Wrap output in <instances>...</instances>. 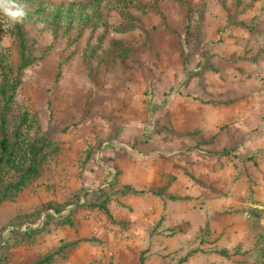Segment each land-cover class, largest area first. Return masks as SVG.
<instances>
[{"label": "rangeland", "instance_id": "obj_1", "mask_svg": "<svg viewBox=\"0 0 264 264\" xmlns=\"http://www.w3.org/2000/svg\"><path fill=\"white\" fill-rule=\"evenodd\" d=\"M25 27L40 61L18 104L66 146L69 178L0 206V264H253L258 230L237 212L264 204V0H103L80 34ZM2 48L17 68L4 32ZM118 171L148 194L113 199L115 219L83 207Z\"/></svg>", "mask_w": 264, "mask_h": 264}, {"label": "trees", "instance_id": "obj_2", "mask_svg": "<svg viewBox=\"0 0 264 264\" xmlns=\"http://www.w3.org/2000/svg\"><path fill=\"white\" fill-rule=\"evenodd\" d=\"M17 2L24 5L28 11L23 24L9 27L7 21L0 18V33L10 35L19 51V65L15 68L8 50L6 48L0 50V206L6 201L11 202L17 199V196L46 175L47 181L53 170V174L63 175L64 183L68 181L65 176L69 178L66 172L67 159L65 156H60L66 146L44 136H33V130L39 131V120L28 108L18 104V93L23 83L24 72L40 61V58L32 53L33 45L28 39L25 26L30 21H34L38 26L48 24L56 36L62 30L68 33L72 29H78L80 34L94 18H100L103 0H90L87 4L82 2L51 4L36 0H17ZM124 56L126 57L127 53ZM59 77L60 73H58ZM88 154L92 155L90 151ZM90 155L87 156L89 162L94 159V156L89 157ZM250 160H255V158ZM111 174L114 175V172ZM103 189L83 195L79 192L81 193L78 196L79 202L84 197L86 205L83 207L102 210L111 219L114 218L112 209L116 206L114 200L118 199L123 203L122 208L131 209L132 207L126 202L127 199L148 194L146 190L138 189L131 184H124L121 171L115 173L113 182L108 188ZM251 200L252 205L244 207L237 214L258 230L253 245V253L256 255L253 264H264V204H260L256 199ZM56 211L60 209L57 207ZM123 223L125 226V222ZM123 223L121 222L120 225ZM12 233L18 236V244H22L35 241L41 230L12 231ZM193 253L200 252L194 250ZM215 253L228 259L233 255H239L237 252L232 254L226 250ZM55 254L46 255L35 264H49L55 258ZM106 260H109L108 256ZM145 263L144 256L141 264ZM92 264H95V261ZM176 264H183V262Z\"/></svg>", "mask_w": 264, "mask_h": 264}, {"label": "clouds", "instance_id": "obj_3", "mask_svg": "<svg viewBox=\"0 0 264 264\" xmlns=\"http://www.w3.org/2000/svg\"><path fill=\"white\" fill-rule=\"evenodd\" d=\"M27 16L26 7L17 0H0V18L5 19L9 27L23 24Z\"/></svg>", "mask_w": 264, "mask_h": 264}, {"label": "crops", "instance_id": "obj_4", "mask_svg": "<svg viewBox=\"0 0 264 264\" xmlns=\"http://www.w3.org/2000/svg\"><path fill=\"white\" fill-rule=\"evenodd\" d=\"M112 177H113V175H111L110 178H107V181H106V182H107L108 184H110V183L112 182V180H111ZM107 183H105L104 185H106ZM127 200H128V199H127ZM127 200H126V202H127ZM127 204H128V203H127Z\"/></svg>", "mask_w": 264, "mask_h": 264}]
</instances>
